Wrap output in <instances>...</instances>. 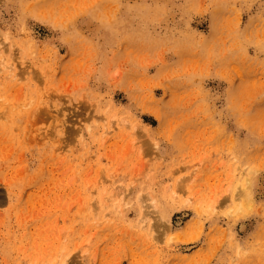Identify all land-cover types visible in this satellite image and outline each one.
Masks as SVG:
<instances>
[{"label": "rangeland", "instance_id": "rangeland-1", "mask_svg": "<svg viewBox=\"0 0 264 264\" xmlns=\"http://www.w3.org/2000/svg\"><path fill=\"white\" fill-rule=\"evenodd\" d=\"M0 60V264H264V0H0Z\"/></svg>", "mask_w": 264, "mask_h": 264}, {"label": "bare ground", "instance_id": "bare-ground-1", "mask_svg": "<svg viewBox=\"0 0 264 264\" xmlns=\"http://www.w3.org/2000/svg\"><path fill=\"white\" fill-rule=\"evenodd\" d=\"M1 55H2V54H1ZM0 65H2V66L4 65V61H3V60H0ZM254 173H255V172H254ZM252 174H253V172H252ZM258 178H260L259 175H258ZM246 182H247V181H246ZM246 182H245V184H246ZM262 182H263V181H262ZM247 183H248V182H247ZM247 185H248V184H247ZM247 185H244V188H245V186H246V188H248L249 186H247ZM248 191H249V189H248ZM250 196H251V195H250ZM250 196H249V194H247V197L251 198Z\"/></svg>", "mask_w": 264, "mask_h": 264}]
</instances>
